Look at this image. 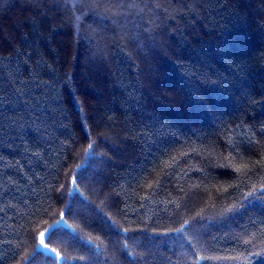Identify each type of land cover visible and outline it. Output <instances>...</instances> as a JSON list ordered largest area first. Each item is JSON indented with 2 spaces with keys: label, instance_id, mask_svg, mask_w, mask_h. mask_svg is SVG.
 <instances>
[{
  "label": "trees",
  "instance_id": "1",
  "mask_svg": "<svg viewBox=\"0 0 264 264\" xmlns=\"http://www.w3.org/2000/svg\"><path fill=\"white\" fill-rule=\"evenodd\" d=\"M262 185L264 0H0V264H264Z\"/></svg>",
  "mask_w": 264,
  "mask_h": 264
},
{
  "label": "snow or ice",
  "instance_id": "2",
  "mask_svg": "<svg viewBox=\"0 0 264 264\" xmlns=\"http://www.w3.org/2000/svg\"><path fill=\"white\" fill-rule=\"evenodd\" d=\"M93 147V145L92 144H90L89 145V149H91ZM262 187H264V185H262ZM58 223H63V213H61V221H59ZM187 223V222H186ZM41 235V237L43 238V236H44V233H41L40 234ZM41 243H43V239H41ZM245 243L247 244V243H249L248 241H245ZM57 255H59L58 253H57ZM253 255V253H249L248 254V257H243L244 259H248L249 257H251ZM241 257H233V259H240Z\"/></svg>",
  "mask_w": 264,
  "mask_h": 264
},
{
  "label": "rangeland",
  "instance_id": "3",
  "mask_svg": "<svg viewBox=\"0 0 264 264\" xmlns=\"http://www.w3.org/2000/svg\"><path fill=\"white\" fill-rule=\"evenodd\" d=\"M41 239H42V237H41ZM41 239L39 240L38 247L44 251H47V252L54 254V252L52 250L48 249L43 243H41Z\"/></svg>",
  "mask_w": 264,
  "mask_h": 264
}]
</instances>
